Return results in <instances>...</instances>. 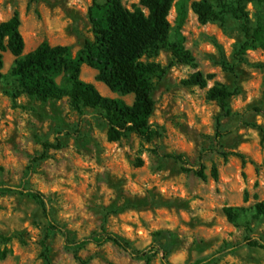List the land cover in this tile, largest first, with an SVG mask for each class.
<instances>
[{"label":"rangeland","instance_id":"obj_1","mask_svg":"<svg viewBox=\"0 0 264 264\" xmlns=\"http://www.w3.org/2000/svg\"><path fill=\"white\" fill-rule=\"evenodd\" d=\"M202 1L186 0L180 27L173 7L168 40L143 58L155 66L150 123L160 132L149 141L135 135L109 141L105 120L89 108L79 113L67 95L46 102L28 96L10 74L15 58L4 52L0 187L21 185L31 160L42 153V143H55L60 136L63 148L48 152L28 175L26 188L46 197L51 217L73 239L106 230L137 251L159 245L172 264H195L246 239L264 241V217L255 212L256 205L264 204V115L257 111L264 112V50L237 53L244 40L240 22L225 17L201 23L191 6ZM95 2L105 0H0V22L19 14L24 55L43 42L68 46L75 55L86 40H94L89 10ZM123 4L147 14L139 0ZM248 10L254 24L264 6L250 4ZM175 43L188 54L185 60L175 54ZM198 72L207 88L188 84ZM96 75L83 65L80 80L103 97L133 104V95L111 92ZM56 80L63 87L66 75ZM214 85L236 92L229 116L207 99ZM171 155L184 157L190 167L204 166L205 178L184 171ZM229 208L239 215L235 221L227 216ZM46 227L37 201L0 191V251L5 254L0 264H82L57 233L47 240L48 259L43 256ZM78 255L87 264H147L111 242L87 244ZM151 255L150 264H162L161 253ZM213 264H264V250L243 248Z\"/></svg>","mask_w":264,"mask_h":264},{"label":"trees","instance_id":"obj_2","mask_svg":"<svg viewBox=\"0 0 264 264\" xmlns=\"http://www.w3.org/2000/svg\"><path fill=\"white\" fill-rule=\"evenodd\" d=\"M140 5L147 14L140 10H129L123 0H105L104 3L95 2L89 10V20L92 25L94 40H86L84 46L75 55L68 46H52L47 42L41 43L34 51L24 55L25 41L21 34V21L18 13L10 19L0 22V81L5 78L3 74L4 52H9L14 58L11 76L16 80L22 91L39 101H49L62 95L71 98L73 108L79 113L83 108H89L94 116H100L108 124V140L118 142L122 138L135 135L143 140H152L160 137L157 127L150 123L155 111V102L152 98V77L155 66L143 61L151 51L164 46L170 35L171 26L168 21L169 14L175 7L177 27H180L186 17V0H139ZM204 0L192 3V10L198 15L201 23L231 17L241 24L244 40L239 45L237 53L246 54L249 50L261 48L264 50V12L258 15L253 24L250 19L248 5L254 7L264 6V0ZM177 34V41L179 40ZM175 54L186 59L188 54L181 51L175 43ZM86 65L97 71L96 80L103 83L113 93L120 95H133L132 105L121 99L107 98L99 94L93 85L80 80L82 66ZM66 75V84L61 87L57 77ZM188 84L207 88V79L201 73L194 74ZM236 94L221 85H214L206 92L207 99L216 102L222 116L231 114L229 101ZM257 111L264 115L260 109ZM217 138L220 132V122L217 124ZM78 133V132H77ZM42 153L31 160L24 181L19 186H1L2 192H17L27 195L37 201L45 214L47 227L45 229L42 245L48 251L47 240L53 233L60 234L67 248L74 251L76 259L87 264L78 255L79 249L87 244L102 246L111 242L127 252L135 259L151 263L152 253L162 254V264H172L168 260L169 253L157 244H152L143 250H134L124 237L102 230L100 234L75 240L65 226L54 220L47 207L46 197L39 191L26 188L28 175L32 173L41 161L48 158L50 150H61L63 141L60 136L55 143L45 141L42 143ZM181 163L183 170L192 172L198 177L205 178V168L190 167L184 157L171 155ZM231 221L239 218L236 209H226ZM257 216L264 217V204L255 206ZM0 239L4 237L0 235ZM243 248H258L264 250V241L252 238L246 239L233 246H227L217 251L211 257L198 261L195 264H213L227 254H233ZM5 254L0 251V261Z\"/></svg>","mask_w":264,"mask_h":264}]
</instances>
